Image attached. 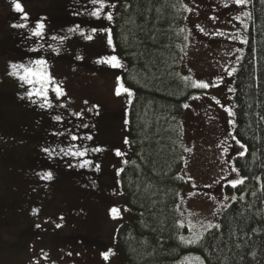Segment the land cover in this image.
<instances>
[{
	"label": "rangeland",
	"instance_id": "obj_1",
	"mask_svg": "<svg viewBox=\"0 0 264 264\" xmlns=\"http://www.w3.org/2000/svg\"><path fill=\"white\" fill-rule=\"evenodd\" d=\"M82 1L79 5L83 3ZM44 2L48 6L53 3L50 0H44ZM183 2L194 10L187 13L191 35L189 47L185 49L187 55L183 56L181 61L182 76L190 75L197 81L211 83L207 80L208 78L224 74L221 65L227 64L239 69L246 44L230 40L228 35L239 30L241 35L248 37V31L244 32L240 24L227 15V11L229 14L250 12L249 4L245 9H240L232 4L224 7L221 0H183ZM0 6L1 37L6 35L10 25L3 2H0ZM72 11L65 15L55 13L51 9L42 12L39 17L46 18L47 37L46 40L35 38L30 40L34 45L32 48H38L41 43L45 44V47L49 43L55 45L57 42L52 41L50 37L64 35L67 29L76 23H81L85 27L88 23H97L101 26L106 24V22H88L86 17L73 16ZM212 16L217 17V20L209 19ZM118 19L119 17L113 26V33ZM32 23L33 21L30 20V25ZM248 24L250 25V20ZM197 25L203 27L205 32L213 33L220 30L225 35H205L197 29ZM20 32L25 38L27 30L20 29ZM69 37L70 39L62 46L59 56L50 51H41L39 55L48 59L49 72L62 83L67 93L64 99L69 101L70 110L79 111L93 104L99 106L98 116L86 113V122L94 127L79 131L81 134L91 133L93 136L92 141L84 143L104 149L90 157L100 165V170L96 172L89 169L68 168L64 160H49L41 152V147L48 144L54 145L58 141L49 134L53 130V125L48 114L36 108L30 116H24L25 113L19 112L15 106L10 108L1 101L0 125L6 127L5 123L11 124L12 130L9 133L15 136L10 142L2 143V145L10 155L14 156V159L17 158L20 162L14 160L11 166L0 163V199L18 202L14 219L11 216L10 223L5 224L4 215H0V224L4 223V226L0 225V264H37V262L38 264H124V259L116 247V235L123 225L134 227L137 222V214L128 207L124 193L119 194L123 191L117 183L120 177L115 175L117 168L125 167L121 160L126 158L131 161L132 155L131 146L124 144L125 137L129 139V126L125 125L124 121L129 120L131 105L127 103L126 95L118 97L114 94L116 76L123 75L124 72L94 62L98 55L111 54L104 42L105 37L98 35L94 41L88 43L74 34H69ZM238 48L242 49V52H236ZM227 53H233V55H227ZM115 54L118 55L117 50ZM77 55L83 56V60H77L75 58ZM36 56L34 52L30 56L21 53L18 55L21 61L14 62L0 55V68L3 71L7 70L5 74H8L11 71V63L27 64ZM237 56L242 58L237 61ZM122 61L127 68L126 61L124 59ZM1 69L0 78L2 79ZM10 77L24 93L25 88L20 86V82L15 77ZM236 77L237 74L233 78L225 76L224 82L219 86L220 89L215 87L208 90L199 89L196 94L201 95V99H189L187 103L190 107L184 109L181 116L184 140L192 149L191 153H186L187 167L183 171L186 184L182 196L185 203L181 205V208L187 211L181 219L220 222L221 215L219 217L212 215L216 205L204 195V193H212L221 199L223 193L220 185L214 184L212 188L204 186L213 184L214 180L229 171L228 169L225 172L221 171L226 166L221 165L217 159L220 149L216 147L217 143L227 135L217 136L209 105H217L211 99V95L224 98L226 105L235 104V93H230L227 89L235 87ZM125 86L129 87L126 84ZM129 88L134 91L132 87ZM205 91L207 95H204ZM85 100L89 102L88 105L83 103ZM71 119L72 124L79 122L75 118ZM65 123L68 127L72 126L67 124V121ZM38 132L39 139H44L43 143H39L38 137L34 135ZM4 136L5 133H0L1 141L5 140ZM228 142L234 144L230 138ZM115 149L126 152L127 157L115 156ZM238 150V146L231 148L229 159L232 156L231 152L235 154ZM28 155L34 158H29L25 165L21 161ZM35 155H38L39 159L35 158ZM3 157L6 158L7 155L4 154ZM0 160L5 161L2 158ZM46 170L53 172V180L43 181L36 175L37 172ZM187 177L192 179L188 180ZM232 178H235V174L229 177V179ZM193 182L196 185L195 188ZM189 193H195V195L189 197ZM114 206L121 209L122 219L111 218L109 209ZM125 207L130 211H123ZM34 209L38 210L35 215ZM188 211L194 215L189 217ZM60 216L64 218L62 221L59 220ZM55 223H61L63 226L57 229ZM37 224L41 227L37 228ZM184 230L186 232L183 235H190L187 228ZM109 249H112L114 254L105 261L101 253ZM43 253L48 254L47 259L43 258ZM181 264H184V260ZM191 264H197V262L192 261Z\"/></svg>",
	"mask_w": 264,
	"mask_h": 264
},
{
	"label": "trees",
	"instance_id": "obj_2",
	"mask_svg": "<svg viewBox=\"0 0 264 264\" xmlns=\"http://www.w3.org/2000/svg\"><path fill=\"white\" fill-rule=\"evenodd\" d=\"M176 2L169 0L170 4ZM131 3L132 8L124 18L119 17L113 33L118 56L127 63L123 73L125 84L135 92L128 126L131 161L140 165L137 169L130 163L119 179L128 207L137 214L136 225H123L116 235V247L124 264H181L185 257L196 256L205 258V264H264V218L254 215L257 210L264 209L261 203L264 195L260 193L257 197L247 195L246 202L234 204L221 215L224 235L220 240L213 239L211 233L200 245H183L177 239L175 224L181 216L174 210L179 202L176 193L182 195L186 184L185 166L180 160L186 153L179 147L181 143L187 146L181 105L199 90L185 89L175 75H182L180 57L184 54L180 48L184 46L183 35L187 32L179 36L177 32L181 27L189 29L187 19H183L187 12L178 14L175 9L164 6V0H131ZM157 8L161 11L157 12ZM249 8L252 13L249 42L239 64L234 100L239 105L235 109L238 138L248 146V155L238 159L236 167L241 175L250 179L239 190L226 189L227 193L235 192L238 196L244 188L250 193L258 187L252 176L264 179V119H261L264 117V3L250 0ZM48 9L56 13L45 3L41 11ZM128 17L134 18L136 24H125ZM129 28L134 37L128 32ZM122 33L129 36L127 44L121 38ZM25 115L31 113L25 112ZM9 132L5 133V140L0 139V158L5 160L0 163L11 166V162L19 163L20 160L3 148L2 143L15 138ZM28 157L34 158L31 155L23 157L25 165ZM178 174L184 179H177ZM149 185L151 187L145 191ZM253 202L254 207L244 214L251 218H237L238 211L244 209L246 203ZM230 227L235 230V237H229ZM253 228L260 231L252 233ZM185 232L179 230V234ZM212 233L219 235L215 229ZM236 243H241L242 248L236 249Z\"/></svg>",
	"mask_w": 264,
	"mask_h": 264
},
{
	"label": "snow or ice",
	"instance_id": "obj_3",
	"mask_svg": "<svg viewBox=\"0 0 264 264\" xmlns=\"http://www.w3.org/2000/svg\"><path fill=\"white\" fill-rule=\"evenodd\" d=\"M79 2V0H77ZM224 7H229L230 4L235 5L237 8L245 9L247 5L250 3V0H221ZM264 3V0H262ZM177 4L179 6H177ZM12 10L15 13H18V20L19 22L13 23L11 25L14 29H26L27 35L26 39L32 40H46L47 33H46V18H41L36 20L30 25V16L25 11L21 0H11ZM164 6L171 7L175 9V11L179 14L181 12L191 13L194 9L189 7L187 4L183 2V0H177L176 3H169V0H164ZM132 8L131 0H83L80 9H76L72 11L73 16L79 17H86L88 22H106L103 26L97 23H88L87 26H82L81 23H76L73 26L67 29L64 35H52L50 39L54 42V44H45L41 43L38 48H30L29 51L34 52L37 54L35 59H30L27 64L25 63H11L10 69L11 71L8 73L10 76L15 77L19 82L20 86L25 88L24 95L20 97L22 100H27L30 104L35 105L39 109H41L44 113L48 114L50 121L53 125V130L49 133L52 137L57 138V143L48 144L46 146L41 147V152L45 154V156L49 160L61 159L64 160L66 166L68 168H79V169H89L96 172H99L100 165L95 163L90 157L95 153L101 152L104 149L100 146L92 147L88 143H84L85 141H92L93 136L91 133H80V129H88L90 127H94V125H90L86 122V113L92 116L99 115V106L98 105H91L85 109H81L79 111L70 110L69 109V101H66L64 98L67 96L65 89L62 87V83L58 82L55 77L51 75L48 70V59L44 56H40L39 53L41 51H50L52 54L59 56L61 54L62 46L65 44L66 41L70 39L69 34H74L78 36L82 41L88 43L92 42L96 39V37L103 36L105 37V44L110 49V55H98L96 60L94 61L98 65L107 66L113 70H120L124 72L126 70L125 64L122 61V58L118 56L116 53V43L113 37V26L116 23L117 17L124 18V14ZM119 9V10H118ZM157 12H160L161 9L157 8ZM183 19H187V17H183ZM209 19L215 21L217 17L212 16ZM252 19V13L249 11H241L240 14L235 15L232 17V20L237 21L244 32H247L249 29L248 21ZM231 23V21H229ZM125 24L135 25L136 21L132 17H128L125 19ZM139 27V26H137ZM197 29L209 36H224L225 33L216 30L213 33L205 32L204 28L200 25L196 26ZM235 27V25H233ZM128 32L133 35L132 29L129 28ZM187 32V34L183 35V40L185 41L184 46L180 48V51L187 55L185 49L189 47L190 40L189 37L191 35V30L186 29L185 27L179 28L177 35H181ZM121 38L125 44L129 41V36L125 34H121ZM155 39V37H153ZM228 39L239 41L241 44H247L249 42L248 37L246 35H241L240 31L237 30L236 33L229 34ZM179 47V46H178ZM236 52H242V49H236ZM227 55H233V53H227ZM77 60H83V56L77 55L75 57ZM242 57L237 56V61H239ZM183 60V56L180 57ZM223 69V75H220L215 78L214 81L211 83L206 81H197L193 79L190 75H180L176 73V77L180 79L183 83L184 88L188 89H203L208 90L211 87H219L220 85L216 83V81H220L223 83L225 76L228 78H233L239 71L236 66H229L227 64L221 65ZM191 71V70H189ZM171 75V73H170ZM228 92L235 93L237 89L235 87H229ZM114 94L116 96L126 95L127 96V103L131 105L133 103V97L135 92L130 89L129 87L125 86V78L123 75L116 76V86L114 89ZM204 95H207L205 91ZM191 100H200L201 95L194 94L188 97ZM215 104L219 105L222 110L227 114L228 117V125L230 126L227 136L217 143L216 147L220 149L219 155L217 159L219 160L221 165H225V168H222L221 171L225 172L226 169L229 171L226 172L225 175L220 176L218 179L213 181V184H207L205 188H212L214 184L220 185L221 192L223 193L222 198L218 199L215 194L212 193H204L208 197L210 201L213 202L216 207L212 210L213 217H219L223 213L227 212L229 209L232 208L234 204L238 202H246V196L251 195L252 197H257L258 193L264 195V179L260 176H252L251 179L256 182L258 187L255 190H252L250 193L248 192L247 188L240 191L239 196L233 192L231 196L227 194L225 191L228 188L239 190L241 186H244L246 182L250 179L249 176L241 175V170L236 167V161L240 158H243L248 155V146L243 143L238 138L237 132V120L236 116L237 113L235 109L239 107V105L232 104V105H225L222 104L221 101L216 97H211ZM85 105H88V101L85 100L83 102ZM184 109H188L190 104L185 102L181 105ZM250 107V105H249ZM63 110V111H60ZM75 118L78 123L72 124V119ZM214 119V117H212ZM264 119V117H261ZM71 127L66 125V122ZM125 125L130 123L129 120L124 121ZM75 129V130H73ZM63 138V139H60ZM231 139L234 144H230L228 139ZM124 144L130 145V141L127 137L124 139ZM234 146H238V151L235 152L234 155L231 156L229 159V152L230 149ZM179 147L185 153H191L192 149L183 145L182 143L179 144ZM114 154L117 157H127L126 152H122L120 149H115ZM254 155V154H253ZM180 160L184 162L185 168L187 167V158L185 156H181ZM75 161V163H73ZM122 165L125 167H119L115 171V175L120 177L122 173L126 171V166L129 163L135 165L137 169L140 168V165L136 164L135 161H129L128 159L124 158L121 160ZM232 174H235V178L229 179ZM36 175L39 177L40 180L43 181H51L53 180V172L51 170L37 172ZM177 179H184L183 176L179 174L176 177ZM188 180H191V177H187ZM117 183L120 184L121 181L117 180ZM95 184V181H93ZM151 185L145 188V191H148ZM193 187L195 188L196 185L193 182ZM123 195V192L119 193ZM189 197L195 195V193H189ZM179 202L175 205V211L179 213L180 216L185 215V210H182L181 205L185 203L184 197L178 192L176 193ZM261 203H264V200H261ZM254 207L253 203H246V207L242 210L238 211L237 218H247L250 219L251 217H245V212L250 211ZM123 211L127 212L130 211L129 208L125 207ZM38 210L34 209L33 214H37ZM109 214L112 219H122L121 209L119 207H112L109 209ZM264 209L257 210L254 215L261 216L264 218ZM143 215V213H141ZM194 214L188 211V216L191 217ZM63 216L59 217V220H63ZM63 225L61 223H55V228L59 229ZM37 228H40L41 225L37 224ZM175 227L177 229L178 235L177 239L183 245H200L206 238V235L211 233L213 235V239L220 240L224 233L222 232L223 225L220 222L213 223L212 221H199V220H192V219H181L177 220ZM187 228V231L190 235L185 236L183 234H179L180 229ZM215 229V233H212V230ZM252 233H257L260 231L258 228L251 229ZM228 235L230 238L236 236V232L234 229L230 227ZM247 235V233H245ZM236 249H241V243L235 244ZM231 250V249H230ZM222 251V249H221ZM71 253H69L70 255ZM112 249H109L106 252H102V258L107 261L110 255H113ZM211 256V252L208 253ZM255 256V253H252ZM43 258L47 259L48 254L43 253ZM243 259V257H241ZM227 260V257H225ZM192 261L197 262V264H205V258H201L200 256L196 257H185L184 264H191ZM38 264V262H37Z\"/></svg>",
	"mask_w": 264,
	"mask_h": 264
},
{
	"label": "flooded vegetation",
	"instance_id": "obj_4",
	"mask_svg": "<svg viewBox=\"0 0 264 264\" xmlns=\"http://www.w3.org/2000/svg\"><path fill=\"white\" fill-rule=\"evenodd\" d=\"M80 1L81 0H79V2H77V0H50V2L53 3L50 5L49 4L50 2H48V4L49 6H51V8L55 9V11L58 14L65 15L70 10H76L78 7L80 8L81 7V5H79ZM0 2H3L4 4L7 20L10 19L8 21L10 25L8 32L6 33V35L0 37V55L10 61H14V62L21 61V58H19L18 55L23 53L25 56L27 55L30 56L32 52L29 51V49L34 47V45L30 40L23 38L20 29H14L11 27L13 23L19 22L18 20L19 14L15 13L12 10L11 0H0ZM21 2L23 4L24 9L28 10L25 11L29 14L31 21L35 22L36 20L40 19L39 16L42 13L41 10L44 5L43 3H45L46 1L44 2V0H21ZM237 14L239 13L229 14V11H227V15H229L230 17H233ZM5 71L7 70L4 69L3 71L1 69L3 78L2 79L0 78V102L2 101L3 103H6L7 105H9L10 108H13L12 106H15L16 108L19 109V112L21 113L28 112L32 114V112H34L33 110L38 107L30 104L27 100L20 99V97L24 95L22 89L15 84V82L9 76V74H5ZM215 78L216 77L213 76L211 78H208L207 80L212 82L215 80ZM216 83H218L219 85L221 84V82L218 80L216 81ZM220 88L221 87H215V89H220ZM211 96L218 98L222 104L226 105V100L224 98H220L217 95H211ZM209 107L211 109L210 112L212 113L210 116L211 118L214 117V119L212 118V121L214 123L217 136L221 134L227 135V132L230 128V126L227 123L228 121L227 114L222 110V108L219 105L213 106L210 104ZM0 116H1V111H0ZM5 124L7 125L6 127L4 125H0V133L2 132L7 133L8 131L12 130L11 124H7V123ZM42 133L43 136H45L44 132ZM36 135L38 137V142L43 143L44 139H39L40 137L39 132L36 133ZM0 151H2L1 146H0ZM231 154L234 155L232 152ZM29 158L30 157H28V159ZM35 158L39 159L38 156H35ZM28 159H25V161H27ZM17 206H18V202L0 199V213L4 215L3 221L5 224L10 223L12 221V217L14 219L15 208Z\"/></svg>",
	"mask_w": 264,
	"mask_h": 264
}]
</instances>
